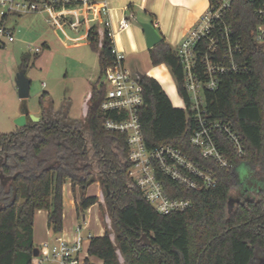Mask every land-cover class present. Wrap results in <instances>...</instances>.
Instances as JSON below:
<instances>
[{
	"label": "trees",
	"instance_id": "obj_1",
	"mask_svg": "<svg viewBox=\"0 0 264 264\" xmlns=\"http://www.w3.org/2000/svg\"><path fill=\"white\" fill-rule=\"evenodd\" d=\"M231 16L253 69L249 75L225 76L218 91L207 95L213 119L230 124L246 152L243 157L236 155L221 137L230 167L213 164L219 176L217 187L187 191L162 177L171 198L189 199L193 207L170 215L156 212L129 176L126 135L104 128L112 116L101 111L106 87L99 79L83 122L68 124L63 115L51 119L43 114L34 123L28 116L25 127L0 134V264H33L34 250L39 248L34 243L36 212L46 210L49 229L61 234L65 184L84 192L97 181L113 232L91 237L88 254L103 264H121L118 251L124 264H264V58L254 41L252 5L235 1ZM98 40L97 28H90L87 43L97 52L104 77L114 54L107 36L101 48ZM37 55L23 54L19 70L26 72ZM149 56L153 66L164 64L169 69L178 94L188 103L182 64L174 48L162 41L149 50ZM141 84L140 123L146 146L171 145L200 160L190 144L189 109L175 107L155 78L144 75ZM47 97L44 93L40 98L43 110ZM27 112L23 107L22 113ZM241 167L256 175L243 177ZM97 203V196L83 195L78 214Z\"/></svg>",
	"mask_w": 264,
	"mask_h": 264
},
{
	"label": "built area",
	"instance_id": "obj_2",
	"mask_svg": "<svg viewBox=\"0 0 264 264\" xmlns=\"http://www.w3.org/2000/svg\"><path fill=\"white\" fill-rule=\"evenodd\" d=\"M237 0H214L197 22L183 35L174 53L183 68V86L188 103L182 109H189L192 123L190 144L196 156L171 145H160L149 149L144 141L140 123V109L143 106V87L138 73L126 66V55L115 47V33L111 7L106 0H0V48L4 40L14 42V35L8 29L10 17L24 14L53 13L59 17L62 8L86 6L102 19L104 32L98 40L102 47L107 36L114 54L113 63L104 73L105 96L101 111L112 117L104 122L105 130L121 133L127 137L128 159L131 164L129 176L142 191L145 199L161 215L184 212L193 207L189 199L171 198L164 189L162 177L169 178L187 191H204L216 188L219 176L213 164L228 169L226 147L221 137L232 145L236 155H245V145L230 124L213 119L207 103V95L220 88L222 79L229 75H249L252 63L246 60L245 48L235 34L232 22V8ZM250 3L256 19L254 41L264 58V0H238ZM52 23V21H50ZM54 24V23H52ZM156 25V24H155ZM130 27L129 18L118 22V33ZM78 31L77 27H73ZM41 48L30 50L39 54ZM178 93V92H177ZM83 240L73 241L57 235L54 241H47L39 247V255L33 264H85Z\"/></svg>",
	"mask_w": 264,
	"mask_h": 264
},
{
	"label": "rangeland",
	"instance_id": "obj_3",
	"mask_svg": "<svg viewBox=\"0 0 264 264\" xmlns=\"http://www.w3.org/2000/svg\"><path fill=\"white\" fill-rule=\"evenodd\" d=\"M135 12L124 13L118 8L116 14L118 19L125 16L129 18L131 30L141 27L142 20L153 22L144 11ZM58 14V18L53 13H34L8 19L7 27L15 41L4 40L5 47L0 48V134L17 130L16 119L22 115L23 107L38 117L45 114L48 118L58 119L56 114H61L60 118L62 115L66 117L68 124L82 122L87 95L99 79L100 82L104 80L100 73L98 54L87 43L95 13L86 6H75L62 8ZM73 27H77L78 31ZM37 47L42 50L32 58L26 69V76L31 81L30 94L28 98L20 99L16 76L20 71L21 56ZM126 58V66L132 72L136 73L138 69L143 75L148 71L153 73L148 54L140 59L139 68H135L130 57ZM170 85L174 86V83ZM44 93L48 97L43 110L40 98ZM171 97L176 106H183L178 96L173 94ZM241 171L243 177L249 179L256 175L245 167H241ZM101 197L104 199L102 194ZM100 214L103 223H108L105 225L111 224L113 232L107 210L101 209ZM82 234L87 236L88 231L83 229Z\"/></svg>",
	"mask_w": 264,
	"mask_h": 264
},
{
	"label": "crops",
	"instance_id": "obj_4",
	"mask_svg": "<svg viewBox=\"0 0 264 264\" xmlns=\"http://www.w3.org/2000/svg\"><path fill=\"white\" fill-rule=\"evenodd\" d=\"M106 1L111 7L113 32L115 33V47L119 51L124 52L127 57L131 58V60L135 63V68L140 67V59L144 54H148L149 56V50L146 47V37L141 27L139 26L135 27V29L133 28V30H131L130 26L127 31L123 33H118V22L120 20L118 19L116 14L118 8H121L124 13L133 11L135 12L136 10L144 11L147 15L151 17L153 22H149L146 19L142 20V22L152 23L156 27V29L161 33L164 41L169 43L172 47H175L180 43L183 35L197 22L199 17L207 10L209 6V0ZM92 27L97 28L99 38H101L104 32V28L102 24V19H100L96 14L94 24L91 26V28ZM123 34H125V36ZM150 64L152 66L153 73L148 71L144 75H148L152 78H155L161 84L165 92L168 94L171 101V95L175 94L179 97L175 81L169 69L164 64H161L159 66H153L151 60ZM136 71L137 73H140L138 69ZM172 83H174V86L170 85ZM90 96L91 91L86 97L84 120L87 115V103L90 99ZM173 105L177 108H180L174 103ZM21 114H23L22 111ZM26 115H32V113L28 111ZM56 115L60 116L61 114ZM101 194L104 197L103 189L99 181L92 184L84 192H81L79 188H76L75 191H73V187L70 182L65 184L63 189L64 228L63 232L59 235L63 236L64 238L70 241H73L78 237L83 240V247L85 252H83V255L85 256V264H103V262L98 258L89 256L88 249L90 245V238L93 236H103L106 230H109L111 232V224L109 226L105 225L108 224L107 221L106 223H103L101 218V209L105 208L106 210L105 201L104 199H102ZM83 195H85L86 197L97 196L99 198V203L91 206L85 212H81L78 214L77 205L80 203ZM83 229H86L88 231L87 236L82 234ZM56 236L57 235L53 234L48 227V212L46 210L37 211L35 214L34 222L35 245L40 247L43 243L47 241L52 242L54 241ZM110 236L112 241L114 239L113 242H115L114 234L111 233ZM117 253L121 264H124L123 258L122 256H120L121 254L119 253V251Z\"/></svg>",
	"mask_w": 264,
	"mask_h": 264
},
{
	"label": "water",
	"instance_id": "obj_5",
	"mask_svg": "<svg viewBox=\"0 0 264 264\" xmlns=\"http://www.w3.org/2000/svg\"><path fill=\"white\" fill-rule=\"evenodd\" d=\"M140 25L146 37V46L148 50L153 49L162 41H164L163 36L152 23L142 22L140 23ZM138 75L140 79H142L144 76L142 73H138ZM16 85H17L19 98L20 99L28 98L31 89V81L27 78L26 72L24 70H20L18 72L16 76ZM28 116L34 123H38L41 121V118L38 116L22 114L16 119V124L19 128H23L27 125ZM1 178L2 179L4 178L3 175H1ZM38 255H39V248H36L34 250L33 256L37 257Z\"/></svg>",
	"mask_w": 264,
	"mask_h": 264
}]
</instances>
